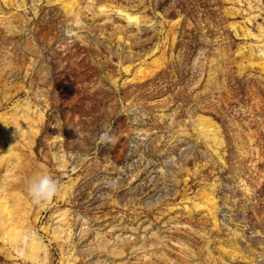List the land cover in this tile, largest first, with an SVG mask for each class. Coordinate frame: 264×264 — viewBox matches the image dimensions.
Listing matches in <instances>:
<instances>
[{"label": "rangeland", "instance_id": "rangeland-1", "mask_svg": "<svg viewBox=\"0 0 264 264\" xmlns=\"http://www.w3.org/2000/svg\"><path fill=\"white\" fill-rule=\"evenodd\" d=\"M263 41L264 0H0V123L28 116L0 185L59 181L28 196L45 264H264Z\"/></svg>", "mask_w": 264, "mask_h": 264}, {"label": "bare ground", "instance_id": "bare-ground-1", "mask_svg": "<svg viewBox=\"0 0 264 264\" xmlns=\"http://www.w3.org/2000/svg\"><path fill=\"white\" fill-rule=\"evenodd\" d=\"M118 11L123 14V17H125L127 21L138 22L139 20V18L135 14L121 12V10ZM242 29L243 34L247 35L250 33L247 27H242ZM252 36L255 35L253 34ZM260 46L261 56L264 57V51L262 50L264 49V41ZM251 49L247 55L241 53V58H247V60L251 59ZM241 62L242 59L240 60V63ZM249 63L258 64L261 69H264V60H261L260 58L259 60L257 59L255 61L251 60L249 61ZM16 109L17 108H14V110L10 112V114H7L8 117L6 115H2V122L0 123V165H2V163H6V166L10 164V167H7L6 169L7 172H10L15 166L12 165L13 162L11 161L12 155L15 154V152L13 151L16 146V143L14 142L15 131L21 126H23L24 121L28 118V116L26 118L17 116L15 112ZM11 122L14 123V128L10 126L7 127V124ZM197 124L201 126L203 133L205 132V135L214 140V142L218 143L222 141L220 139V133L214 121L210 120L205 116H200L197 120ZM26 132L27 130H23L22 132H20L19 139L21 141L19 140V142L22 143L25 141V137L27 136ZM18 164H21V166H23L25 163L21 162ZM27 165L31 168L29 172V181H31L34 177H37L38 175L46 174L45 171L42 173L40 171L36 172L37 168L34 169L31 165ZM60 166H65V162L61 161ZM41 167L42 165H39L38 170L41 169ZM16 169L14 171H16ZM17 182V180H14L12 184ZM7 185L9 184H6L5 182L0 185V240L4 245L7 244V247L11 249V252H15V258L23 257L29 262V264H45L47 260V247L42 242L43 240H41L39 234L35 231L33 227H31L29 222V214L31 213L32 200L30 203V199L28 197V188H26L25 194L20 190H10L7 188ZM207 201V204L215 205V201L209 196L207 197ZM41 207H43V205ZM67 214L68 213L66 212V210H64L58 212L55 215L57 219L55 221L54 226L50 227V232H52L54 238L62 239L63 236L65 241L68 242L69 240H71V234L70 231H68L70 225L67 223ZM36 215L37 214H34V220H36L37 218ZM42 228L45 231L49 230L48 225L43 226ZM65 231L67 232L68 237L64 236ZM26 233L34 234V236H30L27 241H24L23 236ZM60 233H62V235ZM4 245H2V249L4 248ZM220 248L224 249L223 247ZM70 253L71 256H65L67 262L75 257L73 252Z\"/></svg>", "mask_w": 264, "mask_h": 264}, {"label": "clouds", "instance_id": "clouds-1", "mask_svg": "<svg viewBox=\"0 0 264 264\" xmlns=\"http://www.w3.org/2000/svg\"><path fill=\"white\" fill-rule=\"evenodd\" d=\"M108 138V133L104 132L101 139ZM61 191L60 183L48 174H41L34 177L28 185V194L32 202L36 205H43L53 200ZM34 234H24L23 239L27 241Z\"/></svg>", "mask_w": 264, "mask_h": 264}]
</instances>
